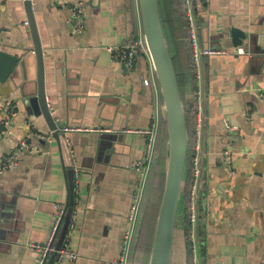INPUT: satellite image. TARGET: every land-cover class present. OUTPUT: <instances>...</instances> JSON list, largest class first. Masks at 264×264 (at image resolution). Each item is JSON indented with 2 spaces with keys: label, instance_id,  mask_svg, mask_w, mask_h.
I'll return each instance as SVG.
<instances>
[{
  "label": "crops",
  "instance_id": "1",
  "mask_svg": "<svg viewBox=\"0 0 264 264\" xmlns=\"http://www.w3.org/2000/svg\"><path fill=\"white\" fill-rule=\"evenodd\" d=\"M32 1L49 108L65 128H82L66 136L79 170L69 243L78 258L68 257L63 264H115L132 226L128 215L139 188L132 164L147 143L137 130L160 126L163 120V99L158 86L148 81L146 57L139 56L128 68L107 50L138 31V6L136 0H81L85 14L78 24L71 21L67 6L78 0ZM263 15L264 0L197 3L202 46L231 52L202 58L203 264H264V52L237 55L233 52L239 45L231 36L234 27L247 29ZM169 17L166 32L174 44L180 89L190 101L197 86L187 26L178 7ZM26 21L24 0H0V49L24 62L15 76L0 82V96L11 100L16 111L7 133L0 124V166L20 140L29 138L42 148L21 154L0 176V195L11 214L0 228V264H37L39 254L30 245L50 239L57 206L66 205L69 196L67 171L73 167L61 142L36 135L49 127L32 101L37 97V69L35 56L25 59L35 48ZM196 124L197 118L191 120L194 132ZM65 128L60 129L63 135ZM181 219L180 214L171 264H190ZM150 257L142 264H149Z\"/></svg>",
  "mask_w": 264,
  "mask_h": 264
},
{
  "label": "water",
  "instance_id": "2",
  "mask_svg": "<svg viewBox=\"0 0 264 264\" xmlns=\"http://www.w3.org/2000/svg\"><path fill=\"white\" fill-rule=\"evenodd\" d=\"M139 3L145 37L163 99V119L166 122L168 134L166 183L149 264H171L177 224L180 214L183 216V202L181 201L188 168L190 134L186 110L194 105L196 89L194 88L192 91V99L190 101L183 98L163 26L159 0H139ZM24 4L35 47L33 52L25 59L28 61L33 60L35 56L37 69V97L32 101L37 102L34 103V106H40V112L38 113L44 116L49 130H53L55 138L62 143L65 153L68 154L69 162L73 166L67 171L69 176V196L66 202L67 212L58 236L56 250L51 253L47 262V264H55L59 258L58 253L63 248L66 237L70 232V226L74 218L76 204L75 180L77 178L74 174L75 159L71 155L72 150L68 144L67 135H63L60 130L65 128V124L56 121L47 102L45 56L34 17L33 1L24 0ZM231 36L232 43L235 46L244 44L248 52L263 53L264 15L259 23L253 24L247 29L234 27L231 31ZM33 53L35 55H32ZM20 61V57L0 49V82L4 83L17 74V70L21 68L18 65L23 66L24 64V62L20 63ZM10 217L9 207L0 195V228L4 223H8Z\"/></svg>",
  "mask_w": 264,
  "mask_h": 264
},
{
  "label": "built area",
  "instance_id": "3",
  "mask_svg": "<svg viewBox=\"0 0 264 264\" xmlns=\"http://www.w3.org/2000/svg\"><path fill=\"white\" fill-rule=\"evenodd\" d=\"M209 1V0H205ZM185 3V14H186V23L188 24L187 28V37L190 42L192 48V61L194 65V71L196 76L197 87L195 90L194 97V105H193V113L196 115L197 124H196V140H195V151L192 158V180L190 184L189 191V218H190V232L188 235L189 240V250L192 257V264H203V259L201 256L202 252V240L199 237V223H200V215L206 214L205 206H200V198L202 197V179L204 168L201 163V153L203 148V126H204V91L201 87L202 77H203V69H202V58L205 56H212L216 54H231L230 51L226 49H215L212 47H203L200 40V24L197 18L196 11V0H184ZM136 4L139 10L140 16V26L136 33L131 34L124 44L121 45H112L108 46L107 50L111 54L112 58L122 62L126 67L133 68L139 56H145L146 59L150 63V78L148 81L153 82L160 89L154 63L152 60L151 53L149 51L147 40L145 37V32L143 28V22L141 17L140 3L139 0H136ZM67 6L71 9V21L74 23L80 24L83 20L85 14V4L83 1L78 0L76 2H69ZM26 24L29 25V21H26ZM237 55L247 54V50L243 45H239L235 48L233 52ZM149 82V83H150ZM161 93V91H160ZM162 96V95H161ZM16 116V111H14V107L12 105V101L8 99H3L0 96V124L3 127V134L8 132V128L11 125L12 119ZM80 131L82 128L78 127H67L65 128V135L68 132L72 131ZM142 133L147 138L145 151L134 161L132 164L133 170H135L140 178L139 188L137 193L134 196V202L131 205L129 211V219L132 223V226L125 232L122 247L120 251V255L116 260L115 264H131L132 262L129 260L131 243L133 240V236L135 233V228L138 221V216L140 212V205L143 196V190L145 184L147 182L151 165L153 159L156 155V143L159 132V123L154 124L150 128L147 129H139L137 130ZM41 139H45L48 141H54L55 136L53 130H39L36 134ZM68 141V139H67ZM69 143V142H68ZM42 150V148L37 145L33 140H29V138L20 140L18 145L12 150L8 155L3 158V162L0 166V176L5 173L10 168H13L18 163V157L21 154L29 153L34 154L38 153ZM224 155L228 159L229 162H232L233 157L229 150H225ZM76 177L78 176L79 170L78 167H75ZM77 186V181H76ZM57 213L54 217V223L52 226V234L50 239L46 244L32 243L30 248L38 252L37 264H47L48 259L53 251L56 250V247L53 245L54 241L57 239L60 230L63 226L65 215L67 212L66 205H58ZM75 227V213L74 218L72 220L70 226V232L66 237L65 244L63 248L59 251V258L55 264H63L66 258H70L71 261H75L78 258V254L74 251L69 243L71 241V232Z\"/></svg>",
  "mask_w": 264,
  "mask_h": 264
},
{
  "label": "trees",
  "instance_id": "4",
  "mask_svg": "<svg viewBox=\"0 0 264 264\" xmlns=\"http://www.w3.org/2000/svg\"><path fill=\"white\" fill-rule=\"evenodd\" d=\"M199 1L201 0H196V4L199 3ZM159 4H160L161 17L163 21L165 34H166L168 44L170 47V51L173 57L177 76L178 78H180L178 75L180 70L178 66L176 65L175 56H174V53H175L174 44L171 42L166 32V22L170 18L169 16H172V10H173V7L175 6L179 8V10L181 11V16L185 18L186 17L185 3H184V0H159ZM196 11H197V6H196ZM185 26H187L188 28V24L186 23V18H185ZM186 34H187V30H186ZM188 45H189L190 51H192L190 42L188 43ZM191 71H194V65L191 66ZM194 75H195V71H194ZM186 116H187L189 132H190V140H189V152H188V164H187L188 168H187V173L185 175V185L183 187L184 188L183 195H182L183 198L181 201L183 202L185 216L184 217L182 216V219L180 221H182L184 224L183 227L186 232L187 242L189 246L188 235L190 232V225H191L189 213H188L189 191H190V184L192 180V171H193L192 158L195 153V140H196L195 134L193 135V132H194L193 128L190 126L191 120L193 121V123H194V119L196 120V115L193 113V106H191L190 108H188V110H186ZM167 146H168V134H167V129H166V122L164 121V119L163 120L161 119L157 143H156V155H155V158L153 159L150 173H149L147 182L143 190V196H142V201L140 205V212L138 216V221L141 219L142 224L139 230H137V226L135 228V233L133 236V240H132L131 248H130V254H129V260L134 261L137 264H142L143 261L146 258H148L149 255L151 254L157 219H158L161 202H162V198L164 194V189H165V183H166ZM199 203H200V206L202 207L203 197L200 198ZM138 221H137V224H138ZM200 229H201V225H199V237H201V240L203 241L204 238L202 237L200 233ZM57 241H58V238L54 241L53 245L55 247H56Z\"/></svg>",
  "mask_w": 264,
  "mask_h": 264
},
{
  "label": "rangeland",
  "instance_id": "5",
  "mask_svg": "<svg viewBox=\"0 0 264 264\" xmlns=\"http://www.w3.org/2000/svg\"><path fill=\"white\" fill-rule=\"evenodd\" d=\"M141 224H142V220L140 219L138 221V224L136 225L137 226V230H139L141 228ZM157 225V224H156ZM132 263H134V261H131ZM190 264H192V257H191V254H190Z\"/></svg>",
  "mask_w": 264,
  "mask_h": 264
}]
</instances>
